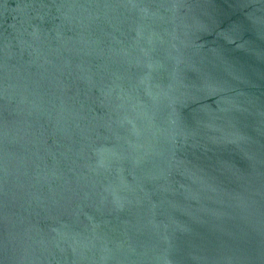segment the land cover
I'll return each instance as SVG.
<instances>
[{
	"label": "water",
	"instance_id": "1",
	"mask_svg": "<svg viewBox=\"0 0 264 264\" xmlns=\"http://www.w3.org/2000/svg\"><path fill=\"white\" fill-rule=\"evenodd\" d=\"M0 264H264V0H0Z\"/></svg>",
	"mask_w": 264,
	"mask_h": 264
}]
</instances>
